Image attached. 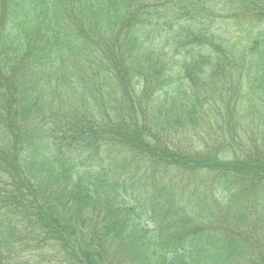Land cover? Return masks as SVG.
Listing matches in <instances>:
<instances>
[{"label":"trees","instance_id":"16d2710c","mask_svg":"<svg viewBox=\"0 0 264 264\" xmlns=\"http://www.w3.org/2000/svg\"><path fill=\"white\" fill-rule=\"evenodd\" d=\"M0 264H264V0H0Z\"/></svg>","mask_w":264,"mask_h":264}]
</instances>
